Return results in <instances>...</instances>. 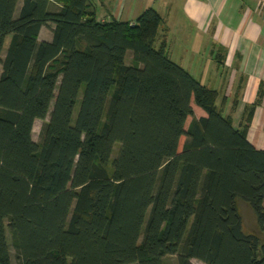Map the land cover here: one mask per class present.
I'll use <instances>...</instances> for the list:
<instances>
[{
	"label": "trees",
	"instance_id": "1",
	"mask_svg": "<svg viewBox=\"0 0 264 264\" xmlns=\"http://www.w3.org/2000/svg\"><path fill=\"white\" fill-rule=\"evenodd\" d=\"M163 24L154 9L102 22L91 0H0V264L11 248L16 264H264L238 210L264 237L257 105L236 127L155 47ZM193 105L205 116L186 128Z\"/></svg>",
	"mask_w": 264,
	"mask_h": 264
},
{
	"label": "crops",
	"instance_id": "2",
	"mask_svg": "<svg viewBox=\"0 0 264 264\" xmlns=\"http://www.w3.org/2000/svg\"><path fill=\"white\" fill-rule=\"evenodd\" d=\"M98 4L97 19L102 22L134 23L145 10L154 9L164 21L158 45L165 40L168 54L180 50L182 57L198 59L193 63L196 75H214L207 77L212 86L206 87L225 100L224 114L236 127L246 107L257 105L247 137L264 151V0H98ZM50 40L51 32L43 41Z\"/></svg>",
	"mask_w": 264,
	"mask_h": 264
},
{
	"label": "rangeland",
	"instance_id": "3",
	"mask_svg": "<svg viewBox=\"0 0 264 264\" xmlns=\"http://www.w3.org/2000/svg\"><path fill=\"white\" fill-rule=\"evenodd\" d=\"M91 1L95 5V7L98 9V14H99L100 13V11H99L100 5L98 4V0H91ZM102 3H103V1H102ZM50 10H51V8H50ZM18 13H19V5H18L17 11H16V17L18 16ZM50 29H51L50 26L42 29V32H41L40 37H39L40 41H43L49 37L50 32H51ZM10 39H11V37L6 38L4 49L8 47ZM158 46L159 45L156 42L155 47L158 48ZM4 53H5V51L3 52V55H4ZM182 55H183L182 51L174 50L170 54H168V57L172 62L181 66L185 71H187L194 79H196L202 85L211 87L212 85H209V83L207 81V77H213L214 75H196V73H195L196 69L194 68L193 63L195 61L198 62V59L184 58V57H182ZM131 60H132L131 54H128L127 59H126V64L131 65V63H132ZM0 72H1V68H0ZM193 111H194L193 116L187 119L186 126H185L186 128L188 127V125L190 124V122L193 119L199 118L200 115L203 114V112L200 111L198 108H196L194 105H193ZM224 116H226V114H224ZM47 121H48V119H46L44 121L38 120L34 123L32 137H33V141L35 143L40 142V132H41L43 125L45 123H47ZM184 142H185V138H182L180 141V150H181ZM116 152H117V146L114 149L113 156L116 155ZM238 210H239V212L242 215V218L244 220V232L247 234L258 235V237L262 238V240H263L264 237L258 231L257 224H256V217H255L254 213L252 212L251 208L247 204H245L243 202H239L238 203ZM7 239H8V242L10 243L11 242V235L8 231H7ZM10 252H11L13 264H16V261L14 258V251L12 248L10 249ZM174 262H175L174 258H169V259H167L166 264H174ZM192 264H202V263H200L198 261H192Z\"/></svg>",
	"mask_w": 264,
	"mask_h": 264
}]
</instances>
